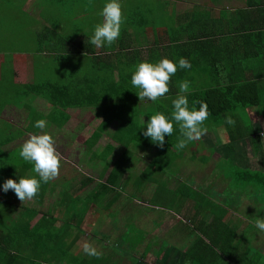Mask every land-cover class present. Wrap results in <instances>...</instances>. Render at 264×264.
Returning <instances> with one entry per match:
<instances>
[{"label": "trees", "instance_id": "trees-1", "mask_svg": "<svg viewBox=\"0 0 264 264\" xmlns=\"http://www.w3.org/2000/svg\"><path fill=\"white\" fill-rule=\"evenodd\" d=\"M36 1L39 7L44 2L49 12L44 13L43 16L39 14L42 23L38 22L39 27L28 31L23 39L34 43L32 49L26 53L38 56L37 64L30 65L37 69L34 72L39 79L36 80L45 81L35 83L38 92L24 91V88L16 84L15 80H11L10 56L13 54L11 49L8 50L9 56L0 50V54L5 56L4 61L0 63V105L3 103L13 105L21 101L17 100L21 96L29 99L30 102L43 95L51 111L49 110L45 116L31 118L25 128H17L2 122L0 118L1 187L6 179L18 182L20 177L35 176L32 171L33 165L19 157L21 145L12 144L10 149V146L6 147L22 133L37 130L34 122L39 119H44L50 124L51 119L57 118L59 121L57 125L61 126L67 121L62 113L73 105H78L88 110L92 108L96 110L97 114L91 112L99 118L95 132L107 131V127L116 122L112 137L116 140L121 138L122 147H128L134 140L136 144L152 151L153 156L146 166L137 169V176L132 185L148 183L149 169L151 171L158 169L161 172L171 171L172 168H177L181 164L180 161L185 164L187 159L190 163L201 164V166H195L199 168L196 175L202 178L201 187L206 185V188L213 189L216 180H220L223 184L226 181L230 182L229 175L210 176L216 169H212L214 161L220 159L218 150L225 149L221 159L228 166H231V162H236L237 166L244 167L245 170H242L236 166L237 178L243 184L240 185V190L251 189V195L254 198L252 201L255 203L252 208L259 209L261 205L258 199L259 194L264 197V169H253L249 164L244 166L246 157L237 151L235 155L233 152L236 149L233 144L247 139L250 145L254 146L252 153L260 155L259 152L262 149L257 132L264 129V0H232L236 3L240 1L243 5L228 4L229 0H191V11L182 12L178 20L173 18L172 24L165 26L157 24L164 19L163 12L158 10L160 8L158 4L169 11L171 6L167 0H154L158 3L155 6H151L144 0H133V5H137L136 9L134 7L135 10L130 13L131 19L125 21V27L123 29L121 27L119 39L111 46L101 47L99 51L90 43V37L94 25L102 20L98 13L107 0ZM125 1L120 0V3ZM19 2L23 5L25 0ZM124 11L126 12L127 9ZM162 36L163 44L159 42ZM122 41L125 44L121 46ZM0 42H3V39ZM174 53H185L189 60L202 57L191 63V70L183 72L177 70L170 79V91L164 98L154 103L139 101L136 95L138 89L131 85V71L126 70L141 61L156 63L160 60L159 55ZM41 66L47 67L43 73H41ZM42 75L48 77L42 78L40 77ZM183 80L190 82V91L187 94L189 106H192L193 101H203L207 104L210 113L204 122V126L208 129L207 134L201 140L189 144V147L196 146L198 149L191 148L192 152H189L188 156L184 154V149L178 151L175 148L179 135L175 125L173 134L165 136L163 147L157 146L149 137L143 135L151 115L160 112L170 117L171 100L178 92V82ZM234 80H242V82L235 83ZM243 85H246V89L253 90L249 98L247 95L243 96L242 90L239 89ZM235 93H237V101L225 103L226 99H229L228 94L231 96ZM196 107L198 108L199 105L197 104ZM248 108L251 112L247 113L245 111ZM52 110L58 112V116ZM226 115H231L235 120L234 126L225 123ZM249 115L254 116L252 121L248 118ZM218 130L225 135V138L219 136ZM220 138L227 143L220 145ZM204 149L207 152L203 151L196 155L198 151ZM123 151L127 158L130 155L129 150L123 149ZM204 153H210V155L205 157ZM104 156L103 153L100 158ZM210 161L213 164L208 167ZM219 162L216 165L218 168ZM249 168L252 170H246ZM123 171L125 167L113 168L112 173L109 172L105 182L102 183L83 176L86 191L79 194L68 192L70 185L69 180L66 179L56 181L55 178L48 183L41 182L37 196L32 199L34 204L29 205L31 207L25 205V202L18 206H16L17 203L15 206L1 203L0 264H49L50 262L75 264L74 258L71 262L65 256L50 257L52 245L61 246V242L56 240L61 237L67 227L63 224L55 234L50 232L56 221L53 214L59 210L49 202L44 208L38 209L36 206L40 204L45 193L49 199L52 197V202L60 203L68 211L75 209L84 213L89 204L99 205L98 203L103 199L111 201L110 205H112L113 201L121 197L118 195L119 192H116L118 181L121 179L124 185H128V179L121 177ZM206 173H208L207 180L204 176ZM110 175L111 178H109ZM36 178L39 179L38 176ZM233 185L236 186L234 183ZM163 188L162 185L156 187L153 196L149 199L150 204L162 205ZM238 196H241L239 191ZM238 203L235 201L231 205L232 208L239 210ZM32 207L36 210L30 209ZM36 214L40 217L31 223ZM224 217L226 212L223 209L216 211L213 213L212 220L198 233L195 223L188 222L191 229L189 232L191 246L184 253V259L189 264H216L217 251L225 252L226 257L231 259L226 248H232V245L224 247L222 242L221 219ZM252 220L243 231L249 233L247 234L249 241L251 232H260L254 227V219ZM236 224L240 225L238 222ZM136 232L131 227L115 242L118 245L136 243L140 240L133 237V233ZM211 233L214 238H210ZM246 243L248 242H242V245L235 246L234 249H243V244ZM53 248L65 255L64 247ZM32 249H34L33 253L30 252ZM257 252L251 249V259L247 264L258 262L264 264V253ZM242 259L243 255L240 254L238 261ZM104 260H107V256ZM100 261L101 258L94 260L98 264Z\"/></svg>", "mask_w": 264, "mask_h": 264}, {"label": "crops", "instance_id": "crops-1", "mask_svg": "<svg viewBox=\"0 0 264 264\" xmlns=\"http://www.w3.org/2000/svg\"><path fill=\"white\" fill-rule=\"evenodd\" d=\"M167 1L171 6V8H169V12H171L172 14V19H175L176 14L172 13V7L174 1L176 0ZM189 1L191 2V0ZM159 42L163 44V36L159 39ZM120 43L119 44L121 46L125 44L123 41ZM180 57H184L186 59L189 58L185 53L159 55V59L176 58L177 60H172L175 63H178ZM201 57L202 56H199L196 59L188 60L191 64ZM188 70L191 69L178 68L179 72ZM238 81L240 83L242 82V80H234L235 83ZM127 85L130 87L129 84ZM239 89L242 90V95H247L248 98L251 91H253L251 88L246 89V85H243ZM42 96L43 95H41V97ZM41 97H36L34 101H30L24 107L19 105L22 103L21 101H17L18 104L15 102L13 105H9L8 103L1 104L0 118L2 119V122L16 126L17 128H25L27 124H29V120L31 118L35 119L38 116H41L38 110L41 111L42 109L37 106L38 102L41 103V101H43ZM228 97L230 100L226 99L225 103H231L235 100L237 101V93L231 96L228 94ZM46 106L48 107V110L46 111L47 114L49 110L51 111V107L48 103L46 104ZM5 110L11 111L5 112ZM10 112H15V116H10L9 118L7 115ZM72 112L73 110L71 108H68L62 114L66 115ZM245 112L248 113L251 111H249L248 108V110H246ZM55 113L58 116V112ZM91 114L92 113L89 112L90 120L94 121L93 123L96 126L98 120H96ZM53 119H56L55 123L59 124L57 118ZM13 122H19L20 124L14 125ZM64 124H62L61 126L57 125L58 130H61ZM50 125L51 123L48 124V126ZM94 130L92 131L90 136L83 140V142H87L86 147L89 150L93 146L103 145L100 148L99 152L95 153L94 155L95 160L105 163L107 169H96L95 166H93L90 162L85 161L82 165V168H79L81 170H78L74 167V164L71 161L70 163H66L67 160L65 158H62L60 176L56 178V181H60L61 179H66L67 181L69 180L70 187L68 188V192L79 194L86 191L85 181L82 180L83 176L93 179L94 181L99 183L105 182L104 180L106 176L109 174V172L112 173L113 168L120 169L121 167H125V172L121 174V177H123L124 179L127 178L128 181L130 180V178H134L135 180L137 176V169H139L140 167L144 168L146 166V163L153 156L152 153L150 158L146 160L147 162H144L145 164H142L139 163V156L132 157L130 153L131 151L128 149L130 155L124 159L125 165H123V161L120 162L119 158L115 157V155L119 153V149H117L115 145L119 146L121 149H124V147H122L123 140L121 138L119 140H116L112 136H108V128L107 131L100 133H97ZM40 131L41 130L37 129L33 132L22 133L19 137L16 138L15 141H12V143H10L8 146H11L14 142L20 139L26 140L29 133H39ZM58 137L59 135L53 137L55 146L59 144ZM65 145L67 146V143H65L64 146ZM128 146H136L135 141L132 140ZM135 149L137 150V148ZM103 153L105 154V156L103 158H100ZM78 156H75V159H77ZM109 157H111V159H108ZM62 167H64V169H62ZM71 167H73V169H71ZM67 168L71 169L68 175H66L65 171ZM147 172L149 176L148 183L157 179L164 178V172H160V170L158 169H155L153 171L149 169ZM109 178H111V175ZM148 183H146L145 185H138V187H141L140 192H136L134 194L135 201H132L134 203L130 204L125 201V197H127L129 192L134 189V186H126L121 182L120 179L116 184V192H119L118 195L121 196L119 199L113 201L112 205H110L111 201H107L106 199L101 200L98 203L99 205L89 204L84 213H81L80 210L75 209H70L68 211V209L64 208L60 203L52 202V197L49 199L45 193V199L42 198L40 200V204H38L36 207H39L40 205L46 206L49 202L53 205V207L59 210L54 212L56 213L54 214V218L56 219V221L53 223L50 232L52 234H55L56 231L61 228V225L65 224L67 226L66 229H64L61 237L56 240V242H61V246H59L58 244H53L51 247L50 257L65 256L71 262L74 258L76 259L75 264H98L94 262L96 258L94 259V257H89L82 252L81 245L82 242L86 240L92 243L98 250L103 252L99 264H189V262L184 259V253L187 251L188 247L191 246L189 237V232L191 229L188 222L192 221L195 223L198 229V233L199 230H202L204 226L212 220L213 213L219 211L220 209H223L226 212V217L221 219L223 225L221 229V235H223L222 242L224 247L232 245V248H226L231 256V259L226 257V255L224 254L225 252L223 253V251H217L218 261L216 264H247V262L251 259V249H254V252L259 251L260 253H264V232H261L259 236H257V232H251L250 234L252 236L250 237V241L247 238V234L249 233L243 232L246 229V218L244 217V215L238 216L240 214L237 215V211H240V209L242 208V202L244 199L241 200V198L239 197L238 200H236V202H239V210H236L231 206L235 201L231 202V197L227 195V198L224 197V191H221V197H223L224 200H219L221 201V204L219 203V201H217V199H221L220 197H218L220 195L217 193L216 195H214V197H212V200H209L210 202H207L206 204L202 203L204 213H198L193 211V204H189L188 202L184 201V197V199L181 201H184L189 206L188 208H186L182 202H180V204L178 205L180 214L183 215V219L180 220L178 217L179 213H174L169 209H165L163 205L149 203V198L147 196L149 189L147 187ZM198 185L200 184L197 183L196 186L188 187L186 190L191 191V193L186 194L185 196L190 199L193 194L202 196L201 193H199V191L196 189L198 188ZM0 189L2 192H4L1 186ZM243 193V198L245 195H249V208H252L255 203H251V199H254L251 195V189H244ZM142 195H144L145 197L144 201L141 200ZM211 203H213V205H211ZM169 214L175 219L172 217V219H169ZM55 215L58 216L55 217ZM176 216L178 217V219L176 218ZM35 221H33V223ZM57 221L61 224L59 225L60 227L58 226V228L54 227L55 224H57ZM237 222L240 225H237ZM131 227L137 231L136 233H133V237H137L140 240H137L136 243H128L127 245L119 244V246L115 241L117 239H120L121 236H124L127 229H130ZM210 238H214L213 233L210 234ZM253 239L255 241L252 242ZM242 242L248 243L243 244V249H234L235 246L242 245ZM53 247H64L63 250L65 252V255L60 251L55 250ZM30 252L33 253L34 249H32ZM240 254L243 255V259L241 261H238V257ZM256 254H258V252ZM106 256L107 260H104ZM49 264H58V262H50ZM257 264H263V262H258Z\"/></svg>", "mask_w": 264, "mask_h": 264}, {"label": "rangeland", "instance_id": "rangeland-1", "mask_svg": "<svg viewBox=\"0 0 264 264\" xmlns=\"http://www.w3.org/2000/svg\"><path fill=\"white\" fill-rule=\"evenodd\" d=\"M20 0H0V40L3 39V42H0V50H3L5 55L9 56L8 50L11 49V52L13 53L10 56L11 60V72H12V79L15 80L16 84H18L20 87L24 88V91L26 90H31V92H38V90L35 87V83L39 82H44L45 80H36L38 78L36 72L37 71L35 66H32L30 64L36 65L38 61V56L36 54H29L26 53L30 51L33 47V44L31 41H27L23 39V36L27 34L28 31H32L35 29V27H39L38 22L41 21L39 14L41 16L44 15V13L49 12L46 10L45 3L42 2L41 7L37 4L36 0H25L23 5H20ZM148 2L151 6H155L158 3H156L154 0H144ZM160 1V0H159ZM174 1V0H171ZM239 3H236L232 0H229L228 4H233V5H241L242 3L238 1ZM133 0H126L125 2H122V12L125 17V21L128 19H131V12L136 9L137 5H133ZM191 2L189 0H176L173 3L172 7V13L176 14L175 19H179V16L181 15L182 12H190L191 11ZM160 8L158 10H161L163 12V21L157 22L158 25H171L172 24V14L169 12L164 6L158 4ZM243 5V4H242ZM135 7V9H134ZM127 11L125 12L124 10ZM134 12H139V11H134ZM46 16V15H45ZM125 21L122 25V29L125 27ZM42 23V22H40ZM2 36V37H1ZM30 48V49H28ZM101 48H96L97 51H99ZM5 59V56L0 54V63H2ZM10 62V61H9ZM41 73L45 72L47 69L46 66H41ZM42 78H47V75H42L40 76ZM39 79V78H38ZM40 98V97H39ZM21 100V105L22 107L26 106L29 102V99H25L22 96L18 97L17 100ZM43 101L38 102L37 106L42 109L41 111L38 110L41 116H45L46 111L48 110V107L46 106L47 101L46 98L44 99V96L41 97ZM144 108V106H143ZM73 110L72 113L66 114L67 121L63 125V128L61 130H58V126L55 123L56 119H52L51 125L53 126H48L45 131H47L49 134H51L53 137H56V135H59V144L56 145L57 151L62 155V158H65L67 160L66 163H70V161L74 164V167L78 170H81L79 168H82V165L84 164L85 161L90 162L93 166H95L96 169H107L106 164L101 162V161H96L95 160V153H98L100 148L103 146H93L90 150L87 149V142L84 143L83 140L90 136L92 131L96 128L94 125V121L90 120V115L89 112L96 113V110L94 108L88 110V108H81L78 105H73L71 107ZM11 111V110H5V112ZM97 114V113H96ZM96 120L99 121V118L97 115L91 114ZM9 118L15 116V112H10L7 115ZM248 118H251V121L254 119L253 115H249ZM114 122V121H113ZM116 123V122H114ZM111 123L107 128H108V136H112L115 124ZM14 125H19L20 123H14ZM117 125V124H116ZM256 131V130H255ZM257 132V131H256ZM258 137L260 139V143L262 144V149L259 152L260 155H256L255 153H252V147L254 148L253 145H250L249 141L247 139H243L236 144H233L234 149H236L233 153L236 155V151L241 154L242 156L246 157V161H244V166H247L248 164L251 166L253 169H264V129L260 130L257 132ZM219 136H222L225 138V135L218 130ZM105 135V134H104ZM106 136V135H105ZM217 136V135H216ZM218 138V137H216ZM223 138H220V145H225L227 143L226 140ZM104 139V138H101ZM109 139V137H108ZM114 140V139H113ZM25 140L20 139L13 144H23ZM67 143V146L64 144ZM13 146V145H11ZM11 146H7L6 148H11ZM86 147V148H85ZM115 147L119 149V153L115 155V157L119 158L120 162L123 161L124 164V159H125V154L123 149H121L119 146ZM196 146L189 147V145L184 149V154L188 156L189 152L191 151V148H195ZM236 147V148H235ZM137 148V150L135 149ZM124 149H129L131 152V156H139L138 160L139 163L145 164L151 154L152 151L145 149L142 145L136 144V146H128L125 147ZM198 147H196V150ZM223 150L225 149H220L218 150L220 154V159H216L214 161V165L212 166L213 162L210 161L208 164V167L212 166V169H215L213 172H211L210 176L214 177L216 175H229L230 176V182L226 181V183H222L220 180L214 181V188H206V185L202 188V178L198 174L197 171L199 170L198 167L195 166H201V164H198L196 162L190 163L185 160V164L183 161H180V165L177 166V168H172L170 170H165L164 171V178L163 179H157L155 181H151L148 183L147 187L148 193L147 196L149 199L153 196V192L158 187L159 185H162L165 188L164 190V200L162 202V205L165 207V209H169L174 213H179L178 217L179 219H183V215L180 214V211L178 209V205L180 202L184 204L186 208H188V204L185 202H188L189 204H193L194 212L198 213H204V208L202 207V203L206 204L209 202V200H212V197L216 195L217 193L220 195L221 199H217V201L223 200V197H221V191H224V197L230 196L231 197V202L238 200L240 197L242 202V208L240 211H237L238 216H243L246 218L245 221V227L247 228L249 224L253 221L252 219H255V216H264V197L259 194V202L261 205L259 206L258 210H255L253 208H249L250 202L249 200V195H245L243 198V190L246 188H243V190H240V185H243L240 183V181L237 178V172L238 168H241L242 170H245L244 167H239L237 166L236 162H231V166H228L224 163V160L221 159L223 155ZM204 150L198 151L196 155H198L200 152H203ZM207 152V151H205ZM79 155V156H78ZM210 153H204V156H209ZM75 156L78 158L75 159ZM181 157V156H180ZM108 159H111L109 157ZM222 160L223 162H221ZM196 161V160H194ZM221 163H220V162ZM65 162V161H64ZM145 162V163H144ZM219 162V168L216 166L217 163ZM70 165V164H69ZM236 166L238 168H236ZM207 168V166H206ZM73 169V167H71ZM69 168H67L66 175L70 173ZM91 169V168H90ZM246 170H252V169H246ZM218 171V174H217ZM125 172V171H123ZM161 172V171H160ZM144 174V172H143ZM208 173H206L205 180L208 179L207 176ZM134 178H130L128 181V185L126 186H134V189L131 190L128 194L127 197H125V201L128 203H134L132 201H135V193L140 192L141 187L138 185H132L131 183ZM204 180V179H203ZM186 181H191L190 183H187ZM198 186L196 188L199 193H201L202 196H199L198 194H193L190 198H187L185 195L190 194L191 191H187L186 189L191 186ZM236 184L235 185H233ZM238 185V186H237ZM214 190V191H213ZM238 191L241 193V196H238ZM185 197V199H184ZM194 197V198H193ZM227 198V197H226ZM45 199V197H43ZM145 197L144 195L141 196V200L144 201ZM184 201H181L183 200ZM221 201L219 203L221 204ZM247 201V202H244ZM26 204H25V203ZM21 203V201L16 197L15 193L12 190H9L8 192H2L0 189V204L1 203H7L8 205L16 204L22 205L25 204L28 207L30 204H34L32 200H26ZM158 202V201H156ZM251 203H253L251 199ZM230 204V203H229ZM213 205V203H211ZM36 208H44V206L40 205L39 207ZM33 210H36L34 207L30 208ZM56 214V213H54ZM53 214V216H54ZM160 214V212H159ZM181 215V216H180ZM58 215H55L57 217ZM39 214L34 215L32 222L37 220L39 218ZM169 219L174 218L170 214L168 215ZM172 217V218H171ZM176 216V218L178 219ZM12 218V217H11ZM175 219V218H174ZM54 227H57L61 225L58 221L56 222ZM60 227V226H59ZM261 232H257V236H259ZM255 241L254 239L252 242ZM3 245V242H2Z\"/></svg>", "mask_w": 264, "mask_h": 264}, {"label": "clouds", "instance_id": "clouds-1", "mask_svg": "<svg viewBox=\"0 0 264 264\" xmlns=\"http://www.w3.org/2000/svg\"><path fill=\"white\" fill-rule=\"evenodd\" d=\"M98 15L102 17V20L94 25L90 43L96 48L111 46L119 39L121 27L125 21L120 0H107ZM178 67L187 69L191 67V64L184 57H180L178 63L168 58H161L156 63L141 61L126 71H131V85L138 89L136 95L139 101L154 103L169 93L170 79L176 74ZM189 91L190 82L179 81L178 92L171 100L170 117L160 112L151 115L143 135L149 137L157 146L163 147L165 136L173 134L175 125L179 132L175 144L178 151L185 149L194 141L201 140L207 134L208 129L204 126V122L210 113L207 104L203 101H193L192 106H189L187 97ZM225 123L234 126L236 122L231 115H226ZM34 127L41 131L28 134V138L20 146L19 157L33 165L32 171L35 176L20 177L18 182L6 179L2 185L5 193L12 190L21 203L37 196L41 182L48 183L60 174L61 154L56 149L53 136L44 131L48 127V122L39 119L34 122ZM254 227L264 232V216H255ZM81 248L82 252L89 257L99 259L103 255L102 251L86 240L82 242Z\"/></svg>", "mask_w": 264, "mask_h": 264}]
</instances>
